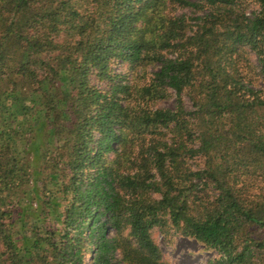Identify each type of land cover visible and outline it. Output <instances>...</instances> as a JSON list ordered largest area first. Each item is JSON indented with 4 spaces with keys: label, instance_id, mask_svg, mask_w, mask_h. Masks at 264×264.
Listing matches in <instances>:
<instances>
[{
    "label": "trees",
    "instance_id": "16d2710c",
    "mask_svg": "<svg viewBox=\"0 0 264 264\" xmlns=\"http://www.w3.org/2000/svg\"><path fill=\"white\" fill-rule=\"evenodd\" d=\"M155 231L264 264V0H0V264H169Z\"/></svg>",
    "mask_w": 264,
    "mask_h": 264
},
{
    "label": "rangeland",
    "instance_id": "374dc122",
    "mask_svg": "<svg viewBox=\"0 0 264 264\" xmlns=\"http://www.w3.org/2000/svg\"><path fill=\"white\" fill-rule=\"evenodd\" d=\"M254 60L256 61L257 58L254 57ZM114 69L117 72H124L126 70L120 65H115ZM186 101L187 105L191 106L188 97ZM158 105L172 107L174 106V97L161 100ZM154 237L164 253V259L169 264H208L210 259L217 256L216 251L206 248L193 238L178 234L165 238L160 231H155Z\"/></svg>",
    "mask_w": 264,
    "mask_h": 264
}]
</instances>
